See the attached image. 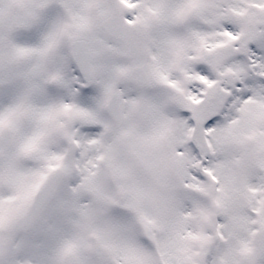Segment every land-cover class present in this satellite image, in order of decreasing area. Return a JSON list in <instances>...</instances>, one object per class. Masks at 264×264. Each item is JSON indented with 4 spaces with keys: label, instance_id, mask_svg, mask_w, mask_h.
Returning a JSON list of instances; mask_svg holds the SVG:
<instances>
[{
    "label": "snow or ice",
    "instance_id": "obj_1",
    "mask_svg": "<svg viewBox=\"0 0 264 264\" xmlns=\"http://www.w3.org/2000/svg\"><path fill=\"white\" fill-rule=\"evenodd\" d=\"M0 264H264V0H0Z\"/></svg>",
    "mask_w": 264,
    "mask_h": 264
}]
</instances>
